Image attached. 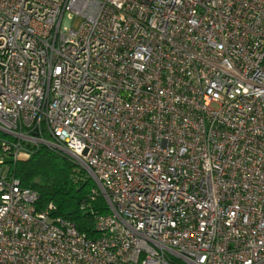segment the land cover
Returning a JSON list of instances; mask_svg holds the SVG:
<instances>
[{
  "label": "built area",
  "instance_id": "1",
  "mask_svg": "<svg viewBox=\"0 0 264 264\" xmlns=\"http://www.w3.org/2000/svg\"><path fill=\"white\" fill-rule=\"evenodd\" d=\"M0 132V264H264V0H0ZM38 146L94 237L14 176Z\"/></svg>",
  "mask_w": 264,
  "mask_h": 264
},
{
  "label": "trees",
  "instance_id": "2",
  "mask_svg": "<svg viewBox=\"0 0 264 264\" xmlns=\"http://www.w3.org/2000/svg\"><path fill=\"white\" fill-rule=\"evenodd\" d=\"M0 136H5L0 132ZM22 187L37 193L36 209L49 204L53 214L74 223L80 233L95 235V218L108 212L93 180L67 156L45 146L34 147L29 159L11 165Z\"/></svg>",
  "mask_w": 264,
  "mask_h": 264
},
{
  "label": "rangeland",
  "instance_id": "3",
  "mask_svg": "<svg viewBox=\"0 0 264 264\" xmlns=\"http://www.w3.org/2000/svg\"><path fill=\"white\" fill-rule=\"evenodd\" d=\"M78 23H79L78 20H74V21H66V20H65V21L63 22V24L66 25V26H71V25H73V26H77ZM5 172H6V165L3 166V174H5Z\"/></svg>",
  "mask_w": 264,
  "mask_h": 264
}]
</instances>
